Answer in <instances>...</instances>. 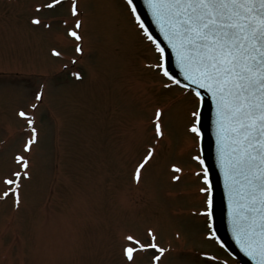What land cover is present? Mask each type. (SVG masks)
I'll return each mask as SVG.
<instances>
[{"label": "rangeland", "instance_id": "374dc122", "mask_svg": "<svg viewBox=\"0 0 264 264\" xmlns=\"http://www.w3.org/2000/svg\"><path fill=\"white\" fill-rule=\"evenodd\" d=\"M50 2L0 0V264H129L124 237L152 243L148 228L164 252L138 251L131 264H239L202 211L195 94L158 70L125 0H76L75 17L72 0ZM18 153L29 176L17 203L3 178L22 171Z\"/></svg>", "mask_w": 264, "mask_h": 264}, {"label": "snow or ice", "instance_id": "6c2138e0", "mask_svg": "<svg viewBox=\"0 0 264 264\" xmlns=\"http://www.w3.org/2000/svg\"><path fill=\"white\" fill-rule=\"evenodd\" d=\"M61 0H51L47 7L59 5ZM149 9L161 32L173 49L186 80L207 89L216 104L217 141L221 168L226 187L234 198V235L243 251L255 264H264V0H147ZM131 14L143 31L144 36L154 46L161 63L158 70L174 84L180 81L170 76L164 67V49L149 34L148 29L136 15L133 0H127ZM37 11L42 5L37 4ZM76 0H72L71 13L78 14ZM40 21L33 17L32 23ZM81 21H75V28ZM68 35L76 40L81 36L73 28ZM76 51L82 52L79 44ZM54 54H59L53 49ZM79 78V73L75 74ZM187 87V86H185ZM195 97L200 93L195 92ZM40 93H37V99ZM25 117L24 111L18 113ZM195 120L199 111L192 113ZM162 109L155 112V134L162 136L160 119ZM28 125L32 121L28 120ZM190 131L197 136L200 130L195 122ZM36 140V129L24 145V151ZM153 155L149 148L147 155L137 166L136 178L140 169ZM195 159L199 160L197 156ZM16 161L22 171L5 176L3 182L9 185L3 196L13 193L19 202L18 188L21 177L29 176V162L19 153ZM176 171V168L173 165ZM207 170H205L206 172ZM14 177V178H13ZM177 179V177H173ZM209 183L208 176L203 177ZM208 194V208L202 211L211 218V189L201 188ZM152 243H143L134 235H126L122 254L131 264L135 253L145 249H164L155 243L152 228L147 229ZM153 256V261L159 260Z\"/></svg>", "mask_w": 264, "mask_h": 264}, {"label": "water", "instance_id": "95a60500", "mask_svg": "<svg viewBox=\"0 0 264 264\" xmlns=\"http://www.w3.org/2000/svg\"><path fill=\"white\" fill-rule=\"evenodd\" d=\"M133 6L144 27L153 39L164 49V67L170 76L180 81L194 92L200 93L198 127L200 130V147L204 167L207 170L211 189V223L212 230L223 246L238 259L240 264H255V261L242 250L234 235V198L226 187L224 172L221 168L217 141L216 104L212 94L198 84L186 80L173 49L165 39L160 25L156 22L148 7L147 0H133Z\"/></svg>", "mask_w": 264, "mask_h": 264}]
</instances>
